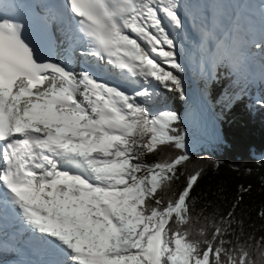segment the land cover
Here are the masks:
<instances>
[{"label": "snow or ice", "instance_id": "1", "mask_svg": "<svg viewBox=\"0 0 264 264\" xmlns=\"http://www.w3.org/2000/svg\"><path fill=\"white\" fill-rule=\"evenodd\" d=\"M181 7L180 0H63L59 13L75 44L61 63L40 62L24 26L0 11V212L10 202L53 238L45 243L62 257L57 264H264V251L253 258L230 239L233 212L194 231L190 197L200 171L165 199L189 156L180 117L153 113L149 86L183 95L169 31L182 30ZM252 44L264 54V33ZM75 46L85 63L96 60L79 73L71 67ZM218 47L225 59L242 56L235 44ZM125 73L138 87L103 79ZM165 147L176 154L147 162Z\"/></svg>", "mask_w": 264, "mask_h": 264}, {"label": "trees", "instance_id": "2", "mask_svg": "<svg viewBox=\"0 0 264 264\" xmlns=\"http://www.w3.org/2000/svg\"><path fill=\"white\" fill-rule=\"evenodd\" d=\"M247 73L240 59H225L218 65L207 102L212 105L210 122L220 135L215 141L203 138L194 147L189 122L196 117L193 112H189L191 116L185 113L181 93L155 81L154 90L163 100L164 110L180 117L177 127L189 156L181 168L184 175L164 193L165 199L174 198L186 177L200 171L190 197L194 231L208 218L233 212L230 239L245 244L256 258L257 249L264 251V74L251 80ZM198 128L203 132V127ZM175 154L174 147H165L145 159L151 163Z\"/></svg>", "mask_w": 264, "mask_h": 264}, {"label": "rangeland", "instance_id": "3", "mask_svg": "<svg viewBox=\"0 0 264 264\" xmlns=\"http://www.w3.org/2000/svg\"><path fill=\"white\" fill-rule=\"evenodd\" d=\"M178 29H174L172 32L170 31L172 38L175 40V48H176V53H177V58L179 63H181L184 71L182 73H176L181 81H182V88H183V95H182V102H183V106L186 107L185 109V113L189 116L193 115L190 112H194V110L197 111L198 116L196 114V119L195 120H191L189 123L191 125V129L192 132L194 133L193 137L190 139V144L194 147L197 146V142L207 139L210 141H215L216 139H218L220 133H219V129L218 130H214L212 123L209 122L208 120L210 119V114H209V109L210 107H212V105L208 102V105L206 104L207 102V95H209V83L210 80L214 77V75L217 73L216 72V67L220 64H222L223 60H225L224 58V52L223 49L218 47V45H220L221 43H228V44H232L231 41L228 40L227 36L223 37L222 32H225L223 30L220 31L221 34H216V39L215 42H206L207 45H205V52L207 51L208 55L205 56H200V51L198 50V48L195 47L194 44H190V42H194V37L193 36H188L186 37L188 39L184 40V36L188 35L187 32L185 33V35L183 36L181 33V30ZM217 31V29H216ZM229 35V34H228ZM196 42V41H195ZM182 46L183 47V55L180 56V52L177 48V45ZM193 45V46H192ZM190 47V48H188ZM240 48V52L242 53V56H240V60L242 63H245L246 68L249 67V62L246 61L245 56L246 55H250V56H257V54H255V52L253 53V51L250 52V54H247L246 49L243 47H238ZM196 52L197 55H199V57L197 55L193 56L192 54H190L189 56V60L187 59L186 55H184L186 52ZM255 51H258L257 48H255ZM214 53V57L216 58L215 61H211L209 62V54H213ZM202 54V53H201ZM230 59L233 60L232 57H229L228 60ZM245 60V61H243ZM211 68H208V67ZM164 67H168L167 65H165ZM201 67V76H197V68ZM191 68V69H190ZM127 76V74L125 73L124 78ZM193 76V77H192ZM122 77V76H119ZM131 81H134L135 78H128ZM127 78H125V80L129 81ZM204 81L203 83L201 82L202 80ZM133 83V82H132ZM197 84L202 85V87L198 89ZM154 86V82L153 85ZM152 86H149V91H153ZM154 92V91H153ZM158 92H154V98L152 100L149 101V104H153L154 102V107L152 109L153 113H156L157 109H162L164 110V103L163 100L159 99ZM196 93L202 94L199 99L196 96ZM201 104V110H197L196 109V105ZM190 109V110H189ZM212 121V118H211ZM197 123V124H196ZM203 127V132L198 128L195 129V127ZM203 133V134H202ZM3 257L0 255V258ZM0 264H4V261Z\"/></svg>", "mask_w": 264, "mask_h": 264}, {"label": "bare ground", "instance_id": "4", "mask_svg": "<svg viewBox=\"0 0 264 264\" xmlns=\"http://www.w3.org/2000/svg\"><path fill=\"white\" fill-rule=\"evenodd\" d=\"M187 1L188 0H185V2H184L185 4L180 9L179 14L181 15L182 19H183V15L184 14H188V17L186 18V20L183 19V21H186V23H183L182 30L181 29H178V30H181L182 31L181 34L183 36L185 35V33L187 31H189L191 33V35L195 39H194V42L192 41V42H190V44L196 43V44H194L195 47L198 48V50L202 53V54L200 53V56L208 55L207 54V51L205 52V50H206L205 49V47H206L205 45H207L210 42H213L214 43L215 40H217L215 35L216 34L218 35V33L221 34L220 33L221 30L225 31V32H222L223 37H225V36H227V38L229 37L228 40L231 41L232 44H235L237 47H242V45H240V44L243 41H245L244 40L245 36H243V38H241L239 36V33H238V30L241 29L242 27H238L236 30H234V33H232V36L230 35L229 32H226V28L225 27H223L222 29H220L218 27L220 30H218L217 32L213 33V31H212L213 21L210 20L209 18L204 17L201 14L200 11H197L196 8H192V9L189 8V6L187 4ZM208 20H209V23H208ZM232 23L233 24H236V23L242 24V20L239 17H236V18L233 19ZM173 30L174 29H169V31H171V32ZM186 37H188V35H185L184 36V40H187L188 41V39ZM252 41H253V38H251L250 40H248V44L249 45L252 44ZM206 42H208V43L206 44ZM176 45H177V43H176ZM67 47H69V45H66V48ZM177 48H178V50L180 52L179 53L180 56H182L183 55V52H182L183 47L177 45ZM239 50H240V48H239ZM254 52H255V48H253V53ZM190 54H192L193 56L197 55L196 52H191V51L190 52H186L184 55H186V57H187L188 60H189ZM255 54H256V52H255ZM213 55H214V53L213 54H209V62L215 61L216 58ZM68 56H69V54L65 55L61 50H58L57 51V57H58L60 63L62 61H64L65 58L68 57ZM197 56L199 57V55H197ZM71 57L75 58L74 54L71 55ZM72 60H73V62H72L71 67L73 68L74 71H76L77 70V67H78V64H77V62L74 59H72ZM256 60H257V64L259 66H261L263 59L256 58ZM208 68H211V67L209 66ZM201 72H202L201 71V67L200 68L198 67L197 68V76H201ZM107 75H113V74H107ZM113 76H115V79H118L119 82L123 83V85H126L128 83H132L133 82V81L129 80L128 78L127 79L129 81L125 80V78H124L125 74L122 77H119L117 75H113ZM201 82L203 83L204 81L202 80ZM133 84H135V83H133ZM197 87L199 89V87L201 88L202 85L197 84ZM201 95L202 94L196 93V96L198 97V99L200 97H202ZM201 107H202L201 104L196 105V109L197 110H201L202 109ZM1 256H3V257L0 258V263H2L4 261V264H12L11 263V259H10L12 256H7L5 254H1Z\"/></svg>", "mask_w": 264, "mask_h": 264}]
</instances>
